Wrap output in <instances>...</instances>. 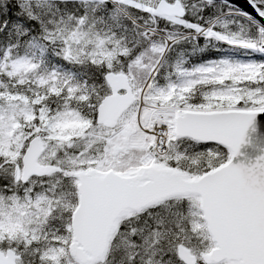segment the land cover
I'll use <instances>...</instances> for the list:
<instances>
[{"label": "snow or ice", "instance_id": "snow-or-ice-1", "mask_svg": "<svg viewBox=\"0 0 264 264\" xmlns=\"http://www.w3.org/2000/svg\"><path fill=\"white\" fill-rule=\"evenodd\" d=\"M0 264H264V0H0Z\"/></svg>", "mask_w": 264, "mask_h": 264}, {"label": "trees", "instance_id": "trees-1", "mask_svg": "<svg viewBox=\"0 0 264 264\" xmlns=\"http://www.w3.org/2000/svg\"><path fill=\"white\" fill-rule=\"evenodd\" d=\"M229 52L232 53V56L233 57L235 56V58L236 57H239L240 58V56H243L242 53H239L238 51H235V52H233V51H224V52L219 53V55L227 56L226 53H229ZM217 55L218 54L216 52H213L211 50H209V51H207V52H205L203 54L196 53V54H193L192 55L191 62L194 63V64L195 63H200L204 59L215 58Z\"/></svg>", "mask_w": 264, "mask_h": 264}, {"label": "water", "instance_id": "water-1", "mask_svg": "<svg viewBox=\"0 0 264 264\" xmlns=\"http://www.w3.org/2000/svg\"><path fill=\"white\" fill-rule=\"evenodd\" d=\"M233 2L240 3V0H233ZM245 2H246V0H245ZM241 6H243V5H241ZM245 10L252 11L250 7L248 9H245ZM253 15H255L254 11H253Z\"/></svg>", "mask_w": 264, "mask_h": 264}, {"label": "rangeland", "instance_id": "rangeland-1", "mask_svg": "<svg viewBox=\"0 0 264 264\" xmlns=\"http://www.w3.org/2000/svg\"><path fill=\"white\" fill-rule=\"evenodd\" d=\"M229 54H232V53H226V55L228 56V57H230V58H232V59H246V58H233L232 56H230Z\"/></svg>", "mask_w": 264, "mask_h": 264}]
</instances>
